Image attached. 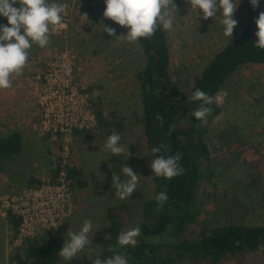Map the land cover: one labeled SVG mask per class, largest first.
I'll return each instance as SVG.
<instances>
[{
    "label": "rangeland",
    "instance_id": "rangeland-1",
    "mask_svg": "<svg viewBox=\"0 0 264 264\" xmlns=\"http://www.w3.org/2000/svg\"><path fill=\"white\" fill-rule=\"evenodd\" d=\"M57 2L66 9L50 45L34 44L23 74L11 77V88L0 89V136L12 131L22 135L21 151L0 158V264H14L12 256L24 239L51 232L65 240L69 230L78 231L89 218L94 232L89 234L90 247L99 255L100 240L109 233L106 209L126 206V231L138 226L142 203L153 194L156 175L150 167L153 156L146 145L135 77L145 64L140 45L103 32V26L115 28L116 35L127 32V27L103 16L104 0ZM236 2L233 18L238 23L230 38L223 34L221 12L204 20L202 10L192 9L187 0H174L173 28L165 33L170 73L182 89H189L192 77L246 25L256 36L255 20L264 11V0L255 8L250 0ZM0 21L8 25L6 17L0 16ZM216 97L220 112L202 123L212 160L203 168L196 190L197 222L201 227L264 224V64L240 66ZM97 98L108 122L105 130L90 110V100ZM113 132L121 137V155L104 147ZM126 164L138 173L139 183L132 197L121 200L111 177L127 179L122 172ZM67 165L82 170L85 186L66 184ZM57 166L62 169L54 177ZM8 208L24 215L16 235ZM87 254L86 248L68 264H91ZM55 264L67 262L60 257ZM181 264L212 263L204 258L183 259ZM216 264H264V258L257 251H245Z\"/></svg>",
    "mask_w": 264,
    "mask_h": 264
},
{
    "label": "trees",
    "instance_id": "trees-1",
    "mask_svg": "<svg viewBox=\"0 0 264 264\" xmlns=\"http://www.w3.org/2000/svg\"><path fill=\"white\" fill-rule=\"evenodd\" d=\"M0 24L3 23L0 21ZM257 39L246 25L236 40L216 52L202 71L192 77L187 90L182 89L170 73L169 46L163 27L160 26L151 38L137 40L145 58L144 66L136 71L135 77L141 90L146 145L150 150L160 144L166 145L167 149L159 153L165 156L179 152V163L185 171L170 180L154 177L152 197L142 203V217L137 226L141 235L134 246L120 248L117 245V236L128 220L126 206L106 209L109 233L100 240V258L124 254L129 264H181L183 259L207 258L216 264L220 259L245 251H257L264 258V249L259 247L264 244V224L227 223L201 227L197 222L196 190L204 176L203 168L209 166L212 159L205 141L206 128L193 116L200 102L191 100L197 88L216 96L223 82L243 64H264V49L254 46ZM101 105L100 98L90 100L96 123L105 130L108 122ZM211 107L213 111L208 118L220 112L219 106L213 104ZM157 114L163 116V125L155 119ZM170 129L174 131L170 133ZM21 144L19 131L0 136V158L18 154ZM61 169L57 166L53 176L56 177ZM63 170L69 187L85 186L80 168L67 165ZM161 191L166 192L168 200L158 206L155 196ZM6 215L13 235L18 234L21 216L11 208L6 210ZM63 243L64 238L51 232L26 238L12 259L14 264H55Z\"/></svg>",
    "mask_w": 264,
    "mask_h": 264
},
{
    "label": "clouds",
    "instance_id": "clouds-1",
    "mask_svg": "<svg viewBox=\"0 0 264 264\" xmlns=\"http://www.w3.org/2000/svg\"><path fill=\"white\" fill-rule=\"evenodd\" d=\"M192 9L202 10V17L207 20L214 17L217 11L222 14L223 34L227 37L233 36L234 27L238 21L233 18L238 3L236 0H187ZM105 9L103 16L111 19L120 26L127 27L126 34L116 35V29L110 26H103V32L109 36H117L121 41L135 43L140 38H151L156 30L162 26L164 30L171 31L173 20L170 18V10L177 7L174 0H104ZM255 8L259 0H250ZM18 5V6H16ZM66 5L58 3L57 0H0V16L6 17L8 25L0 24V89H9L12 85L11 77L23 74V70L29 60L30 50L33 45L45 48L51 43V35L55 31L54 26L60 25L63 20ZM200 15V13H199ZM88 19L87 15H81ZM258 37L254 46L257 49H264V11L259 13L255 20ZM10 25V26H9ZM192 101H199V106L193 111V116L202 122L212 114V105H220L218 97L208 94L197 88L191 95ZM155 119L163 125V116L157 114ZM174 131L170 129L169 132ZM121 137L118 133L110 134L105 142V149L110 150L113 155H121L124 148L120 144ZM167 146L160 144L151 149L153 156L150 167L156 176L172 179L184 174L185 169L181 166V154L175 155L159 154L166 150ZM127 179L122 180L119 175L112 174V186L116 189V196L121 199L132 197L137 189L139 175L127 164L122 169ZM158 206L168 200L166 192L161 191L155 196ZM93 232L92 220L85 219L78 231L67 232V238L60 247L59 256L65 262L78 257L79 253L86 248L85 255L91 260V264H129L124 254H114L111 257L100 258L95 249L90 245L89 234ZM141 235L139 227H132L126 231L119 232L117 245L124 248L128 245H135L136 238ZM264 249V244L260 245ZM96 254L93 258V254Z\"/></svg>",
    "mask_w": 264,
    "mask_h": 264
},
{
    "label": "built area",
    "instance_id": "built-area-1",
    "mask_svg": "<svg viewBox=\"0 0 264 264\" xmlns=\"http://www.w3.org/2000/svg\"><path fill=\"white\" fill-rule=\"evenodd\" d=\"M92 113V112H91ZM92 116H93V118H94V115L92 114ZM19 215L21 216V219H22V221H21V229H22V226H23V221H24V215H23V213H21V212H19Z\"/></svg>",
    "mask_w": 264,
    "mask_h": 264
}]
</instances>
